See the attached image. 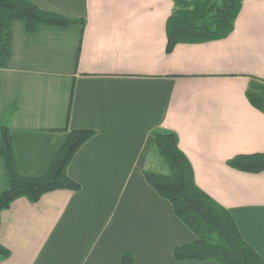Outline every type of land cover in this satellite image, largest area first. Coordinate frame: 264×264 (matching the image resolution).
Here are the masks:
<instances>
[{
	"label": "crops",
	"instance_id": "crops-1",
	"mask_svg": "<svg viewBox=\"0 0 264 264\" xmlns=\"http://www.w3.org/2000/svg\"><path fill=\"white\" fill-rule=\"evenodd\" d=\"M77 21L28 33L11 26L0 69V123L20 176L35 178L73 131L94 135L67 166L78 191L37 203L15 200L0 214V264H219L177 261L195 241L172 205L148 184L152 133H174L196 186L226 209L264 260V171L228 166L264 154V115L245 94L264 81V0H243L225 39L166 52L173 0H29ZM7 188L0 156V194Z\"/></svg>",
	"mask_w": 264,
	"mask_h": 264
},
{
	"label": "trees",
	"instance_id": "trees-1",
	"mask_svg": "<svg viewBox=\"0 0 264 264\" xmlns=\"http://www.w3.org/2000/svg\"><path fill=\"white\" fill-rule=\"evenodd\" d=\"M243 0H173L174 9L166 22V52L177 44H199L225 39L233 31ZM24 24L28 33L42 27H67L77 21L41 11L29 0H0V69L11 54V26ZM249 104L264 115V81L253 79L245 94ZM93 131L78 130L69 134L66 143L51 162L46 173L35 178L19 175L16 167L10 130L0 123V156L4 161L7 188L0 194V214L20 198L37 203L45 194L57 190L78 191L79 186L68 178L66 169L77 150ZM151 155L160 160L164 174L146 171L145 178L156 193L173 207L174 214L195 235L194 242L177 247V261L219 264H264V260L240 236L230 213L201 191L195 184L193 170L178 148L174 133H152ZM228 166L243 173L264 171V154L240 155ZM9 252L0 245V261ZM121 264H134L126 253Z\"/></svg>",
	"mask_w": 264,
	"mask_h": 264
},
{
	"label": "rangeland",
	"instance_id": "rangeland-1",
	"mask_svg": "<svg viewBox=\"0 0 264 264\" xmlns=\"http://www.w3.org/2000/svg\"><path fill=\"white\" fill-rule=\"evenodd\" d=\"M151 160H150V166L148 168V171H153V172H156V173H162L164 174L166 172V169L161 166L160 164V160L156 159L153 155H151Z\"/></svg>",
	"mask_w": 264,
	"mask_h": 264
}]
</instances>
